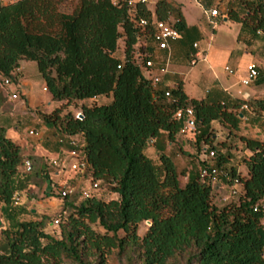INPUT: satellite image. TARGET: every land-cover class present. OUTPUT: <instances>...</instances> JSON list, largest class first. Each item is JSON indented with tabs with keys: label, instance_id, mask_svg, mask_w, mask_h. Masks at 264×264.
<instances>
[{
	"label": "trees",
	"instance_id": "1",
	"mask_svg": "<svg viewBox=\"0 0 264 264\" xmlns=\"http://www.w3.org/2000/svg\"><path fill=\"white\" fill-rule=\"evenodd\" d=\"M130 1L78 0L70 13L60 9L61 0L0 4V111L8 101L4 80L20 82L23 60L37 63L54 101L112 95L108 103L83 104L82 117L58 107L45 121L62 135H83L87 167L81 174L118 195L83 198L77 191L61 197L60 237L46 231L47 217L22 219L26 210L14 195L24 188L17 182L24 147L0 125V212L8 222L0 225V264H107L114 251L124 264H264L263 213L255 210L264 200V140L238 134L243 119L264 130V97L234 98L214 86L198 99L182 82L174 88L154 84L145 64L154 62L156 46L139 20L173 21L178 39L187 24L171 0H157L154 8ZM243 3L250 14L244 19L229 12V18L264 31V0ZM120 39L123 58L116 55ZM138 50L149 56L137 61ZM259 70L255 82L264 83ZM187 108L194 110V146L200 153L215 150L214 164L226 175L203 176L204 157L182 182L166 142L185 127L186 118L178 119L177 112ZM215 122L228 136L239 135L247 151L241 160L246 175L231 163L233 154L223 151L226 140L216 141ZM152 141L157 159L146 153ZM235 177L241 180L238 201L219 205L216 180L230 184ZM143 222L150 224L141 236Z\"/></svg>",
	"mask_w": 264,
	"mask_h": 264
},
{
	"label": "crops",
	"instance_id": "2",
	"mask_svg": "<svg viewBox=\"0 0 264 264\" xmlns=\"http://www.w3.org/2000/svg\"><path fill=\"white\" fill-rule=\"evenodd\" d=\"M171 1L181 6L187 27L183 36L171 43L170 53L168 50L155 47V64L149 71H145L146 76L160 77V85L170 88L182 82L185 92L190 97L198 99L205 98L214 86H218L220 90L234 98L249 100L263 98L264 83L254 82L244 85L242 79L246 77L247 67L252 62L264 72V31L255 32L250 25H243L242 22L229 18V12L237 11L244 19L250 14V10L243 3L244 0H191L199 7L197 13L187 11L181 0ZM212 8H218L220 14L216 17L207 14L206 10ZM211 18L217 21L216 26L210 22ZM33 62L23 60L19 68L20 82L4 86L8 101L0 111V125L7 129L11 138L23 145L24 160L30 158L34 165L31 174H24L23 164L20 166L17 182L24 188L17 190L20 195L19 205L25 203L22 199L25 198L26 190L39 189L36 178L43 180L50 177V180L60 183L59 188L72 186L79 192L90 185V181L88 182L81 172L73 167L74 159L67 154L69 145L59 140L64 135L52 123L45 121V116L59 107L57 103L62 101H54L50 92L44 89L46 83L40 72L37 74L35 70L37 63ZM200 63L206 67V70L194 72ZM226 66L232 68L234 72H228ZM186 67H189L187 71ZM222 68L226 71L223 75L220 74ZM192 73L196 81L194 84H188V78ZM34 81L41 82V95L35 91ZM13 93H17L18 98H12ZM251 127L260 131L258 127ZM223 129L228 133L227 128ZM30 130L34 133H30ZM190 131L191 129L180 131L175 141L166 142V153L173 158L178 170L183 172L186 179L192 165L198 164L205 157V154L198 152L194 146L195 137L189 136ZM258 137L264 140V132ZM216 141L223 140L217 135ZM159 142L163 143L162 140ZM223 151L225 152V149ZM146 153L154 159L158 158L159 151L155 141L150 143ZM51 159H66V162L55 166L50 164ZM231 163L236 165L243 175L248 173L243 162H235L232 158ZM85 182L88 183L83 186ZM216 183L225 191H229V184L217 180ZM54 189L53 186L49 187V193H53L51 190Z\"/></svg>",
	"mask_w": 264,
	"mask_h": 264
},
{
	"label": "rangeland",
	"instance_id": "3",
	"mask_svg": "<svg viewBox=\"0 0 264 264\" xmlns=\"http://www.w3.org/2000/svg\"><path fill=\"white\" fill-rule=\"evenodd\" d=\"M187 9V11H192L193 13L198 12V6H195V4L191 0H181ZM78 3V0H61L60 2V9L65 11V12H73L75 9L76 5ZM156 1L155 0H149L148 4L150 7L155 6ZM116 55L120 58L124 57V40L120 39L119 41V47L116 51ZM36 64V62H33ZM189 67L185 68L187 71ZM204 69L206 70V67L200 63L197 68L195 69L194 72ZM226 69V67H225ZM35 70L37 74H39V69L38 66L35 67ZM226 71L222 68L220 70V74H225ZM34 79V78H33ZM196 77H194V73L190 75L188 78V84L190 83H195ZM34 88L39 95H41L42 91V84L41 82H36L34 81ZM4 92H5V87H2ZM6 94V92H5ZM113 99V96H107V95H101L96 97L95 100H78V101H72V102H67V101H62V103H57V105L62 109V112H73L74 114H78L81 112V107L83 104H93V103H108L111 102ZM58 108V107H57ZM215 125V130L217 132L218 138L221 140H226V143L228 144L227 147H224L225 152L229 151L233 154L232 158L234 159L235 162L241 161L242 157L245 153V151L242 149L243 144L241 143L239 139V135L232 134L231 136L227 135V132L224 131L222 126L219 123H214ZM253 125L250 124V122L246 119H243V128L241 131H239L238 134L242 135H247L250 137L257 138L258 135H261L264 130L260 127V131L253 130L252 127ZM256 127V126H253ZM262 129V130H261ZM12 133V132H11ZM12 136L14 135L13 133L11 134ZM189 136H194L195 133L193 131L189 132ZM259 138V137H258ZM217 139V136H216ZM205 157H208V153H204ZM181 180L183 183L186 182V178L184 177V174H181ZM35 181L37 182V185L39 186V189L37 190H26V194L24 195L25 198L22 200L25 202L21 206H24L26 212L22 215V219L29 220V219H41L42 217H47V226H46V231L56 237H60V226L57 221L60 219V213L62 211V207L64 205L63 199L59 195V187L60 183L58 181L50 180V177L47 179H39L36 178ZM89 182L90 180L87 179ZM88 182H85L83 186H86ZM91 183V181L89 182ZM51 185V186H50ZM55 187L54 190H51L53 192L49 193V187ZM95 194L103 199L109 200L112 198H116L118 195L116 193H113L110 191L106 186L100 185V188L95 192ZM229 191H225L223 187L217 186L216 191H215V196L214 200L216 203L219 205L223 206L227 204L228 202H237L238 198L237 197H230L229 200L225 201L223 200L224 196H229ZM80 196V195H79ZM33 198H35L33 200ZM35 210V211H34ZM0 225L7 226L8 222L6 218L1 214L0 212ZM150 223L143 222L139 226V233L141 236L145 234L149 227ZM102 230V228H98ZM107 264H124L123 259L118 255V251H114L111 255L108 256L107 258Z\"/></svg>",
	"mask_w": 264,
	"mask_h": 264
},
{
	"label": "built area",
	"instance_id": "4",
	"mask_svg": "<svg viewBox=\"0 0 264 264\" xmlns=\"http://www.w3.org/2000/svg\"><path fill=\"white\" fill-rule=\"evenodd\" d=\"M13 0H0V4L3 3H9ZM136 0L130 1V4H132ZM142 2H147L149 0H140ZM206 13L209 14L211 17L218 16L219 10L218 8H212L210 10H206ZM210 22L212 25L216 26L217 21L211 18ZM140 26L147 32L150 33L153 38L154 45L161 49V50H168V52H171V43L175 40H177L180 37V31L178 28L174 25L173 21H166V20H159L154 19L153 21H149L147 18H141L139 20ZM147 46L146 44H144ZM198 44L196 43L195 46ZM149 56V54L146 51L138 50L135 53V58L137 61L141 62L144 57ZM194 61V60H193ZM154 66V62L152 59H148L145 64L146 71H149ZM226 70L230 73H233L234 70L230 68L229 66H226ZM153 80V83L156 84L161 81L160 77L157 76H148ZM260 77V70L256 63L252 62L247 67V75L244 79H242V84L244 85H250L251 83H254L256 80H258ZM11 81L9 79L4 80V86L11 85ZM47 90V87L44 88ZM168 96L170 95V92L168 91L166 93ZM11 97L16 99L18 98L17 93L11 94ZM242 108H249L247 104H244ZM77 116L82 117V113L76 114ZM177 118H186V125L182 129L183 132L187 131L188 129H191L193 131V119H194V110L192 108L187 109H180L177 112ZM194 132V131H193ZM30 133H34L33 130H30ZM195 133V132H194ZM60 142L67 143L69 145V150L67 151V154L69 157L74 159L73 167L75 169H78L80 172H83L87 167V161L85 157L84 147H85V139L82 134H75V135H64L59 138ZM216 157L215 150H212L208 157H207V163L208 166L204 167L202 169V175L203 176H209L213 177L214 179L217 178V175L220 173H224L226 175V172H222L219 170V168L214 164V160ZM66 162V159H51L50 164L51 165H61ZM33 162L30 158H26L23 162L22 171L24 173H31L33 171ZM91 181V180H90ZM100 188V181H91L89 187L84 188L80 191V194L83 198H89L93 196H97L95 192ZM241 191V180L239 177H235L229 184V196H224L223 200L227 201L230 197H234L240 194ZM77 192V189L72 186H64L59 188L58 193L61 195V197H66L69 195H73ZM98 197V196H97ZM20 195L19 193H16L14 195V203L19 204ZM256 211H262L263 216L261 219L262 226L264 227V200H262L259 204L255 206ZM59 223V221H57Z\"/></svg>",
	"mask_w": 264,
	"mask_h": 264
},
{
	"label": "water",
	"instance_id": "5",
	"mask_svg": "<svg viewBox=\"0 0 264 264\" xmlns=\"http://www.w3.org/2000/svg\"><path fill=\"white\" fill-rule=\"evenodd\" d=\"M81 116H83V115H81ZM1 223V222H0Z\"/></svg>",
	"mask_w": 264,
	"mask_h": 264
}]
</instances>
